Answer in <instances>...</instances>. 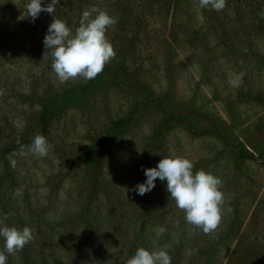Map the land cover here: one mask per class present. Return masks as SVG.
I'll return each mask as SVG.
<instances>
[{
	"label": "rangeland",
	"instance_id": "rangeland-1",
	"mask_svg": "<svg viewBox=\"0 0 264 264\" xmlns=\"http://www.w3.org/2000/svg\"><path fill=\"white\" fill-rule=\"evenodd\" d=\"M27 2L0 0V151L35 135L49 94L85 83L59 81L43 59L54 18L75 33L83 12H106L116 21L105 34L115 56L93 79L95 95L49 125L46 155L6 157L0 226H27L33 237L6 264H126L138 248H166L171 264H264V0H225L221 11L199 0H59L54 17L41 11L35 21ZM134 112L105 154L92 200L79 155ZM165 112L184 122L155 145ZM176 156L221 181V220L208 234L186 222L166 181L133 191L148 162Z\"/></svg>",
	"mask_w": 264,
	"mask_h": 264
},
{
	"label": "clouds",
	"instance_id": "clouds-1",
	"mask_svg": "<svg viewBox=\"0 0 264 264\" xmlns=\"http://www.w3.org/2000/svg\"><path fill=\"white\" fill-rule=\"evenodd\" d=\"M58 3L59 0H50L44 5L43 0H28L24 15L31 17L32 21L38 18L41 11L54 17ZM199 4L201 8L211 7L221 11L225 0H199ZM92 12L96 13L94 17ZM115 23V19L106 12L92 9L91 12H83L80 26L73 33L64 21L54 18L43 39L46 50L43 59L46 53L51 57V68L57 79L64 82L79 76L87 82L101 73L106 62L115 56L113 46L105 35L107 28ZM47 150L45 137L35 136L29 151L42 157ZM193 167V163L185 157L162 158L156 167L142 169L146 180L138 183L133 191L143 196L155 187L157 178L166 181L168 199L174 200L176 207L184 211L186 222L208 234L217 228L221 220V181L203 170L193 172ZM164 231L160 228L161 233ZM32 238V231L27 226L23 229L0 226V240H3L0 264H6L8 255L22 250ZM126 264H171V258L166 248L151 251L138 248Z\"/></svg>",
	"mask_w": 264,
	"mask_h": 264
},
{
	"label": "trees",
	"instance_id": "trees-1",
	"mask_svg": "<svg viewBox=\"0 0 264 264\" xmlns=\"http://www.w3.org/2000/svg\"><path fill=\"white\" fill-rule=\"evenodd\" d=\"M97 86L95 80H89L82 85L64 90L63 92L51 93L43 101L41 105V112L37 124V130L35 135L32 137H23L20 139L12 140V142L2 146L0 159L2 167L4 169L3 174L0 176V183L9 182L11 175V169L9 167L8 160L6 157L9 154H13L19 151L29 150L33 138L37 135L45 137L47 135V129L52 121L61 113L67 110L77 108L84 103L88 102L97 92ZM147 106V104H142ZM138 109L137 111H139ZM184 122V121H183ZM180 121L178 116L165 112L164 119L161 124L156 128L154 134V144H160L163 141L164 135L169 127L173 123H183ZM135 123V112L128 115L126 118L121 119L115 123L109 133H107L99 142L90 150L84 151L79 155V159L89 166L90 181L92 183V200L96 198L97 191L96 185L99 182V170L103 164V160L107 150L118 140H120ZM191 131V127L189 128ZM201 135V133H198ZM243 158H252L247 152H243ZM149 168L153 161L148 162ZM2 240H0L1 242Z\"/></svg>",
	"mask_w": 264,
	"mask_h": 264
}]
</instances>
